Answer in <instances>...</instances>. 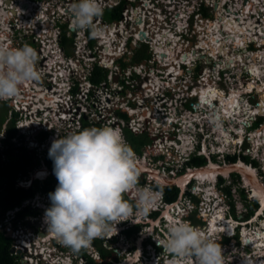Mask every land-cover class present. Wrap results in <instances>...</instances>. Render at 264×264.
I'll use <instances>...</instances> for the list:
<instances>
[{
  "label": "clouds",
  "instance_id": "9594fccd",
  "mask_svg": "<svg viewBox=\"0 0 264 264\" xmlns=\"http://www.w3.org/2000/svg\"><path fill=\"white\" fill-rule=\"evenodd\" d=\"M16 1H19L17 5H14L11 0H0V11H5L4 14H0V17H3L0 27L4 28L6 25V27L15 29L16 24L20 25V27H22L23 24H26L29 28V33L25 35V43L22 47L14 48L0 43V105L3 106L2 103H7V111H10L15 117V124L12 126L15 129V134L12 137H9L7 134V125L11 124L9 120H6L3 124L4 130L0 129V149L4 150L7 142L12 143L14 146H21L24 143L29 149L35 150L37 153L41 152V154L44 155L40 156L36 154V158L40 161L39 164L33 167V169L29 171L26 176L17 179L19 186L31 188L37 181L44 182L54 177L53 174H55L56 177L54 178H57V182L53 189L54 192H45L49 193L50 198H45L44 205L46 208L47 204H50L51 206L44 209L39 206L40 204L36 203L33 207H38L40 212L45 210L44 216L39 217L36 222L37 225L32 226L31 220L27 218V215L19 217L18 212L25 206L32 205L30 203L32 200H36L38 198L39 192H37L33 197L23 201L22 206H17L13 209L7 210L5 212V214L7 213L6 215L0 214V230L5 231L8 236L13 238V246H15V243H17L16 246H19V248L16 247L17 250L20 249L21 251H24V254L28 256L25 260L31 263L26 262L27 264H42L43 260L46 264H51V260L55 259L60 260L59 264H88L87 256L79 252L82 248L85 249L89 257L93 258L96 262H101L102 258L98 249L99 247H96L94 241L99 242V244L106 250L117 254L119 250H121V246L118 244V246L114 248L113 245L115 242L119 243L121 240H123L122 247L125 249V254L122 255L125 257L128 254L129 257H132L133 253H136L134 257L139 256L140 260L142 257L143 262H146L145 264H168L167 262L175 257H188L187 261L195 259V264H223V252H225L222 249L223 247H221L217 241L212 240L214 238L210 239L206 237L203 229L195 227L190 222L189 213L194 212L196 209L201 216H204L202 215L204 212L201 210L203 201L199 198L198 193H196L197 190L195 189L197 188L195 184L198 180L192 179L191 177L184 185L185 188L180 185L179 180L180 173L187 172L190 168H201L204 165H208L210 161H214L209 151H212V153L216 154V156L221 155L218 153L220 149H222V144L215 143L214 149H209L210 145H213L210 144L207 135V129L208 127L210 128L209 122L205 119L200 125L194 126L195 135H198L197 141L193 132H190V136L192 138L191 142H193V144L190 148H188L189 152H185V155L181 154L183 158L182 164H168L170 167L168 165H163L164 161H166L165 158H167L166 154L170 152L172 153L175 149L169 146L172 150L167 149V152L160 151L159 159L157 158V160L161 161L160 164L164 166V169H160L159 166H157L156 169L162 170L164 179L161 181L154 178L150 171L137 168V164H139V161H142L143 158L148 159L146 161L149 165H152L155 157V152H153V150H151L152 154H145L142 159H138L135 157V154L130 147L125 143L122 131L119 128L108 126H103V128H85L83 126L82 117L83 115H86V111H80L78 103H81V99L78 98L77 94L82 92L81 86L84 82H91L94 86V81L91 77H88L93 75L94 69L92 68L90 72H87L81 62V72L77 73L75 76H68V79H66V82L71 86L69 93L74 97L73 101L69 107L64 104H60L58 106L59 113L61 114H65L67 108H71L73 110L74 107H78L77 111L71 110L72 116L69 120L65 121L66 119L63 116H59L60 119H58V121L52 122L45 117V110L41 108L37 110L34 114L35 116H32V114H29L26 111H17L16 105L13 103V98L19 94L20 87L22 85L23 87H26L24 86V83L29 81L42 80L35 67L39 55L37 58V51L30 46L32 45L37 48L36 37H38V33L41 32L39 31V27H41V25H36V23H39V15L41 13L45 14L46 18L50 19L48 16L49 12L55 11L59 13L58 18H62L65 15V12H68L67 9H69V3L67 0H42L44 5L40 8L42 9L47 6L48 9H46L45 12H41L35 8L32 3L33 1L40 0ZM125 2L126 1L122 0L118 5L110 8L107 5L105 7H101L99 0H78V3H75L72 6V14H74L73 30L76 29V32L77 29L84 30L90 28L91 30L94 19L99 16L102 17L103 11L109 10V12H111L112 9L116 8L121 3L124 4V9ZM47 3H49V5H47ZM20 4L21 8L19 9ZM24 4H28L26 10L22 8ZM64 8L66 11L63 12L62 10ZM30 9L33 12L35 11L34 15L36 18L31 13ZM123 9L121 10V15ZM188 11L190 12L192 10ZM21 14H24V17L21 18ZM121 15L117 20H115L116 23H119L118 21L121 18ZM10 23L14 24L13 27L9 25ZM55 27L57 26L53 24L51 29L54 30ZM11 29L9 30L10 33ZM60 32L56 34L55 37H49L48 40H51L53 44L56 43L58 49L61 47L65 50L68 46H64V43L59 40ZM81 38L82 37H79L78 40ZM145 38H147V36H145ZM143 42H146V39L141 42H137L136 44H133L131 41L126 42L125 45L122 46L126 48L124 54L127 50H130ZM74 43H72V45H74ZM81 47L82 52H80V55L81 53L82 55L80 56V59H83L84 57H87V46L81 45ZM153 51H155V49ZM129 54L130 52L125 55L129 56ZM128 56L123 58L124 61L122 58L118 59V67L114 68V72L103 68L108 71L106 79L111 81L112 77L122 78L132 76L133 74L143 75V73L138 72L136 68L139 65L145 68L147 63L146 61L149 59L140 63H135L131 58V61H129ZM97 66L100 67L99 65ZM128 72L130 73L129 76L127 74ZM159 76L163 78L162 74H159ZM126 81L127 79L124 82ZM115 85L117 89L123 88H119L120 86H123L120 85V79L115 81ZM79 89L80 91L78 92ZM90 89V95L93 96L92 90L95 88L91 86ZM161 89H164L168 93L160 94L161 97L159 96L160 98L163 97L165 99L166 102H162L165 107L166 103H169L171 100H173L172 104L175 105V99H177L182 105L186 106L187 109L192 96L186 94L183 90H169L166 86ZM34 92L36 94L38 91ZM173 92H175L174 95L171 94ZM93 97L96 98L95 96ZM98 98L101 100V96ZM117 100L128 102L124 99L120 100L119 97ZM88 101L90 102L91 99ZM107 101L113 102L109 98H107ZM137 102L140 106L143 105V103H140V99H138ZM114 103H116V101H114ZM192 105L194 106V104ZM150 106L152 107V110L155 109L153 104H150ZM252 107L256 108V106ZM107 108L109 111H112V106L109 105ZM114 108L115 111H124L121 106H114ZM174 110L179 111L180 109L177 108V110ZM127 112L129 113V111ZM20 115H22L21 118ZM257 115V117L260 118L264 117L263 114ZM121 118L124 119L126 123H121L122 127L127 128L131 134H141L135 131L136 129L134 128L131 114L126 118L123 116H121ZM121 118L120 120H116L114 123L119 124V122H121ZM33 119L34 121L39 119L38 124L34 123L29 125L27 129L20 127L21 125L26 124L27 120ZM254 120H256L255 117ZM144 122H146L143 123V125L147 131H142V133H145L147 136L149 135L153 138V142L151 144L153 146L156 141V135H153V132L149 130L152 124H150L148 118L144 119ZM263 123L264 121L260 123V126H262ZM60 124H63V126ZM119 126L121 127L120 124ZM259 128L261 127L254 126V129H252L251 132L254 133ZM20 129L24 132L18 133V130ZM29 131L30 134L27 133ZM249 138L242 140L241 144L237 145L235 151H233V149L230 150V146H228L227 149L224 147L223 156L232 157L238 153H243L244 156L251 158V162L256 164L254 165L246 160H241L258 169L260 172L258 174L260 176H264V165L259 161L258 155H252L251 151H253L252 147L254 146L252 145L253 142H251ZM247 140L249 141L247 142ZM246 142L248 143L247 146ZM32 143L36 144V146H33ZM129 144L131 143L128 142V145ZM151 145H149V147H151ZM204 148H206L207 151H205ZM246 149L249 151L248 154L245 153ZM48 156L54 162L53 170L49 168L46 162V158ZM194 157H203L206 159V163L201 166L189 165L188 162ZM167 160L169 161L170 159ZM238 160L239 159H237V161ZM41 169L46 170V175H43L42 177L37 176L36 173ZM165 170L170 171L169 175H166L167 172L165 173ZM232 173H237L240 179L232 181L228 178V176L232 175ZM230 175H224L221 173L216 174V178L212 183L213 188H230L235 200L240 202V200L236 197L238 190H233L231 188L232 185H237L239 189H245L248 191H251L252 188L246 189L247 187L240 172L232 171ZM259 175L258 178H260ZM139 176L142 177L143 180V182L139 184L143 186L146 184V188H150L154 193L158 194L156 206L154 205L152 209L142 206L133 209L132 205L123 199L124 193L126 194V192H128L129 195L133 193V191H129L137 187ZM170 179L172 180L167 181ZM171 185L178 188V196L174 201H168L165 197L163 189L161 188ZM198 186L203 187L200 184H198ZM45 193L42 194L48 195ZM192 194H194L197 200H199V203L197 202L196 206H191V208H189V210L194 209L193 211L189 213L182 211L180 216H177L179 209L182 210L187 207L185 203V196ZM126 198H128L130 202H137L130 199L128 195ZM148 198L149 193L147 191L139 190L138 200L146 201ZM183 200L184 202L181 205L180 203ZM177 201H179L180 207L177 204ZM134 205L137 204L134 203ZM172 205H175L173 209H171L174 212V216L180 218L182 222H173L168 230L165 228L167 222L165 221V218H161V215L167 206ZM216 208L219 207H214L213 210L216 211ZM222 208L225 209L226 219H231L236 222L243 219V215L246 212L245 210H242V207L223 205ZM207 210L209 212L211 208L209 207ZM237 216L238 218H236ZM25 218L26 221H24ZM158 218L161 219L162 225L155 224L152 226L150 222L157 220ZM43 219L47 224V227L43 226L41 222ZM143 226H145L146 229L139 233L138 237L141 238L142 236V238L136 242L137 246L141 244L140 248H142L143 252L140 255H137L140 248H135V243L134 240L131 239V235H133V232L137 230L140 231V227L142 228ZM30 227H33L34 231H32ZM117 228H120V230ZM151 228L152 230H150ZM12 229L15 232L14 236L9 233ZM38 230L40 231L41 236H46L48 232H50L53 236H50L49 240L42 242L44 244L41 247H38L35 241L30 247L25 248L26 246L24 247L23 243L20 241L22 240V236L17 235V233H23L26 238L29 235H32L33 240L35 235L36 237L40 236L38 234ZM221 235H225V232L221 233ZM91 243L97 248V250L93 249L92 245V248L89 246ZM107 243H109L110 247H108ZM36 246L39 249H36ZM67 247L69 249H67ZM92 249L98 253L99 257L93 255ZM248 250L252 251L251 248H248ZM15 253L18 254V252ZM41 256H43V258ZM48 256H50V258ZM65 257H67L66 260L64 259ZM228 257L229 256H227V258ZM118 258V260H113L114 264L121 263L120 256ZM136 262L137 261H134L131 264H135ZM171 264H175V261H172ZM226 264H229L228 261Z\"/></svg>",
  "mask_w": 264,
  "mask_h": 264
},
{
  "label": "flooded vegetation",
  "instance_id": "af4514ba",
  "mask_svg": "<svg viewBox=\"0 0 264 264\" xmlns=\"http://www.w3.org/2000/svg\"><path fill=\"white\" fill-rule=\"evenodd\" d=\"M232 1H234L233 5H235L236 0H232ZM238 1L241 2L242 4L240 3L241 5L238 6L236 10H234V9L230 8L231 5L229 3H231V0H171V1L170 0H164L163 2H160L161 8L166 9V7H168V6L171 7V12H169V13L166 12L167 19L158 17V15L156 14L157 11H156V9H154L152 1H150V0H138L134 3H132V5H134V6H141V10L138 8H137V10H133L135 16H138L140 12L141 13L144 12L146 15L145 23H143L144 21L142 19L140 26H139V22H137V25L139 27L147 26V28L149 30H151L150 31L151 36L148 34V32H146L145 36H147V39L145 38V36H144V38H141L142 35H140V38L143 40L146 39V42H145V44H142V43L138 44V49H136V50H140L141 54L142 53H148V58H146L144 56H143V58H134L132 56V53H130L128 56L129 61H131V59L132 60L134 59L135 61L133 60V62H135V63L136 62L140 63L146 59H149L146 61L147 63H146L145 68L141 65H139L136 68V70L140 73H143V75L129 76L130 73L128 72L127 74L129 77H122V78L112 77L111 81H109V79H106L105 83L103 85L98 86V84H100V82L99 83L94 82L93 87L95 89L92 90V95L95 96L96 99H99L98 97L101 96V98H102L101 100H103L102 93H104V91L106 90V92H105L106 95H104L106 97V99L109 98L112 101H118L117 98L119 97L120 100H123V99L127 100L129 105H130L132 100H134L135 105H137V103H138L137 100H138V98L140 99V97L142 95L143 98L145 99V101L143 103V107L147 105V107H145V108L147 111H151L152 116H155L156 112H158V111H161V115H163L162 111H164V110L161 109L159 107V105L157 104L158 99L154 98V96H160L161 97V95L158 94V92H159L158 89L155 91V92H157L156 93L157 95H152L150 93L151 91L149 89L152 88L151 83H153V82L158 83L159 82L158 78H159L161 81L160 87L162 88L165 86L167 87L168 82L170 80L175 79L177 81H181L180 84L182 85V87H180V85H178L176 88V86L173 87L172 85H169L172 87L168 86L167 88L169 90H172L173 88H176L178 90L181 89L186 94L192 96V99L189 102V106L192 109V120L190 122L193 125L192 126L189 123V128L191 129L190 132H193V134L195 136L194 126L200 125L201 124L200 121H204L206 119L207 122H209V124H210V128L208 127V129H207V133H208L207 135H208V138L210 141V138L212 137L211 134L213 132L212 127L215 123V121L213 120V119H215V117L213 115L215 113V111H212L216 107L214 105V103L218 105L220 103V99L221 98L224 99L225 100V104H224L225 108L224 109L226 110L227 107L229 106L228 103H229L230 99H232V100L238 99V103H241V100L243 98H245V96L242 95V93L245 91V89L242 88V83H248V86H247L248 90H250V88L255 89L258 93H260L258 86L259 85L262 86V83H264V74H263L262 78H258L257 72H254L250 67L247 68L246 66H244L242 61L239 59H236L235 62L232 63V59H233L232 55H237L236 57H239L238 53L243 55V58L239 57L242 59H245L246 55H248L249 53H252L251 54L252 56H254V54H256V52H258V51H260L261 54H264V52H263L264 51V41H263V44H262V42L261 43L258 42V37L253 35V33H255L256 31H258V33L260 32L259 28H257V30H255L254 28L252 29L250 27L248 28L249 30H252V34H250V35L255 36L257 40L251 38V39H249L250 41H248L247 43H244V45H242L240 48H235V46H233V44H231V45L229 44L230 41L232 43H235V42L238 43L239 40L245 41V39H242V37H246V39L248 38V36L246 35L247 32L245 30L246 26L243 24V23H245V21L243 19L248 15L243 17V15H242L243 12H247V10L250 9L251 10L250 11V14H251L250 17H252L255 20V22L258 21V23H261L264 20V0H260V1H258V0H245V1L237 0V2ZM109 2H113V1L110 0ZM251 5H253V7H250ZM258 7H260V9H258ZM72 9L73 8L67 9L68 12L66 11L65 15L62 18H58V14H59L58 12L50 11L48 14L50 19H47L46 15H44V16H42L41 19L38 20V22L40 24L36 23V25L37 26L41 25V27H39V31H41L39 33V36L43 39V43H46L45 39L47 37H50V38L52 36L54 37V35H55L54 33H56V31L51 29V26L53 24H55L57 27H60L59 29L61 32H60L59 40L62 41L65 45H67L68 41H71L72 43L78 41L77 45H79V46L82 45V41L78 40L76 29L72 30L73 15H74V14H72L73 13ZM253 9H254V11H253ZM188 10H192V11L189 12ZM154 11L156 13H154ZM225 11H227V12L224 13ZM31 12H33V11H31ZM150 12H151V16H149ZM0 14H4L3 11H0ZM229 14L231 16H228ZM22 16L24 17V14H21L20 17L22 18ZM135 16L133 17V19H135V21H136ZM34 17L36 18L35 15H34ZM241 18H242V20H241ZM163 20H166V21H163ZM218 20L220 21L221 26H216V23L218 22ZM2 21H3V17H0V23H2ZM160 21H163V22H160ZM70 26H71V28H69ZM5 27H6V25H5ZM5 27L4 28L0 27V43L13 47V43L8 44V42H7L10 39V37H9L10 32H9V30H7L8 28H5ZM124 27H125V23H123V24L120 23L118 26H117V24H113L111 26L112 40H110V41L108 40V38L104 37L106 34L110 35L109 33H103V32L101 33L102 43H104V45H106V47L104 48L105 51H104L103 55L106 54L105 58H107V60H105L104 63L108 67L113 66L112 58L114 56L121 55L126 50V48L122 47V45H123V43L126 42V40H128L130 32H128L126 34ZM211 28H215V30H214L215 35H216V31H218V37L222 40L218 46H215L213 41H212V34L210 33ZM112 29H115V30H112ZM201 30H203L204 32ZM43 31H45V32H43ZM135 33L141 34L138 31H136ZM124 34H125V37H124ZM226 36H230L233 39L226 41L224 39V37L227 38ZM131 37L135 39L134 43L138 42L136 37H139V36L132 35ZM161 37L163 38L162 40H161ZM263 39H264V35H263ZM111 41L113 44H111ZM249 42H251V43L253 42V43H255V45L250 46ZM48 43H49V45H43L42 50L41 49L38 50L39 53L44 52V56L46 57L45 61H43L42 66L36 65L35 67L39 69V74L41 73V75H42V76L40 75V78H44L47 82H49L50 85H52V87H49V88H48L49 85L46 86V89L50 93H53V92H55V89L58 90L59 87H62L61 91L64 92L63 96L65 97V99H67L68 95L66 92H67L68 86L66 83V79H68V76L71 77L72 75H76L77 73L81 72L79 61L78 60H75V62L71 61L73 63H71L70 61L66 62L62 58L61 53H60L58 47L56 46V43L53 44L51 40H48ZM51 44L53 45V47H51ZM155 45H157L158 48H155ZM114 46H117L116 49L114 48ZM52 48H53V52L57 51V52H55L56 53L55 55L58 54L61 56V58H60L61 61L59 62L58 65L61 64L59 66L60 69H65L66 71H68L67 77H60L59 76L60 73H58L57 75L54 74V70H56L58 66L54 65L53 63H52L53 65H51L53 55L50 52L52 51ZM154 49H155V51H153ZM160 49H162V50H160ZM184 55L186 56V58H184ZM229 57L231 59H229ZM54 59H58V58L56 57ZM187 60H188V62H187ZM152 61H156L157 64H159V65H157L158 69L151 68V64L153 63ZM256 61L258 62V64L264 63V57L262 59L257 58ZM66 63H67V66H64V64H66ZM189 63H190V65H189ZM248 63L249 64L255 63V60L251 61V58H250V59L245 61V64H248ZM230 64H232V65H230ZM174 65L176 68H174ZM237 66H239L240 69ZM90 67L95 69L98 66H97V63L93 62V63H91ZM235 67H237V68H235ZM229 69H230V71H229ZM156 70H158V71H156ZM233 70H234V72H233ZM245 70H246L247 76H245ZM228 73H230V74H228ZM155 74L156 75L162 74L163 78H161L160 76H154ZM202 75H205V77L202 78ZM176 77H177V79H176ZM119 79H120V85H123L122 89H117L116 85H115V81H117ZM126 79H127V81L124 82ZM229 79H230V82H229ZM62 81L65 83H62ZM39 84L43 85V83L41 81H39ZM86 85L87 84L85 82L82 83V86H81L82 95L84 94V92H86V89H85ZM192 85H194L193 91L192 92L188 91L187 90L188 87L190 88ZM24 86H26V87H23V85H22L20 88H23L25 90H27L28 87L30 88L26 91L25 94H29V92H30V94H32L33 96L35 94L34 91H38L37 93H39L41 90L38 88L35 89L36 87H35L34 81L26 82V83H24ZM201 86L206 87V91H205L206 94L203 93L204 95L202 97H200V95H198L195 92V89H198L200 91ZM219 87H221L222 89ZM224 89H227L228 92ZM234 89L240 91L238 93V95H236V91H234ZM79 91H80V89L78 90V92ZM232 92H235V96L232 95ZM108 93L112 94L113 98L110 95L107 96ZM149 94H151V95H149ZM208 95H210V97H208ZM206 97H208V99H206ZM155 101H156V106L154 105ZM204 101H206V103H204ZM259 103L260 102L257 101L255 103V106H257ZM150 104L154 105V108H155L154 110H152L151 107L149 108ZM192 104H194V106ZM168 106H169V103L167 102L166 107H168ZM130 107H131V105H130ZM194 107H196V109L200 107L202 111H196V109H194ZM224 109L222 108L221 112L225 113ZM70 110L71 109L67 108V111H70ZM203 110H207V111H203ZM172 112H174V115L180 116L182 111H172ZM200 113H202V115H204V117H202V119H200V121H196V117H198V115H200ZM206 115H208V117H206ZM149 116L150 115L146 116L145 119L148 118V121H150L152 124H154L156 122V119L151 118ZM222 116H223V114H222ZM210 117H212V119H210ZM158 118L160 119V117H158ZM149 119H151V120H149ZM251 119L252 118L245 117L244 121H246L245 123H247L248 125H251L252 124V122H250ZM143 121H144V119H143ZM225 121L227 122V125H224V123H223L224 127L229 128L232 135H233V138L231 139L232 142L229 144L230 149L235 150L237 145L241 144L242 140L249 138V137L251 138V136L249 135L252 133L251 130H249V131H246L245 129L241 130L239 125H237V129L231 128L229 126L230 123L228 122V120H225ZM143 130L147 131V129H145V127L143 128ZM149 130L151 132H153V135L155 134L156 137H158L154 144H160L161 142H158V141H160L161 139H162V141H164L166 143L167 142L173 143L172 141L178 142L177 140H179L178 137L180 136L179 134L181 131L180 125L177 123H176V126L174 125L173 128H171V129L165 130L164 128H160L159 126L157 128L154 126H151L149 128ZM170 130L173 131V134H171ZM178 130H179V132H178ZM257 131H260V132L264 131V124ZM174 134L178 135V137L175 136ZM189 135H190V133H189ZM175 137H176V139H175ZM214 140L221 143V141H219L215 138H214ZM250 141L254 143L253 140H250ZM202 142H203V139H202ZM171 147L174 148L175 151H177L176 145H172ZM209 149H213L211 145H210ZM160 150H161V152H163L162 149L157 148V151L160 152ZM204 150L207 151L206 148H204ZM166 152H167V150H166ZM168 154H170V153H168ZM218 154H221V155L217 156L215 159L221 163H218L215 161H210L209 164H211V162H212V163H216L217 165H220V167H218V169H220L219 172L221 174H224V175H230L231 172L234 171V170H232L229 173L224 172L221 169L224 166L238 164L241 161L244 162L243 160L249 159V158L247 159V157L244 156L243 153H238L237 155L232 156V157H224L223 156L224 151H222V152L219 151ZM180 159H182V158H180ZM180 159L177 161V163L180 162ZM237 159H239V160L237 161ZM241 159H243V160H241ZM142 161H145V160H142ZM169 161H171V159ZM244 163H246V162H244ZM249 163L255 165L254 162L250 161ZM163 165L160 164V166H159L160 169H162V170L164 169ZM263 165H264V162H263ZM204 166H206V165H204ZM251 167L255 171L256 180L258 182V185H257V183L253 184L252 182L251 183L247 182L243 173L239 170L240 174L243 178V181L244 182L246 181L245 182L246 187H248L249 189L252 188L251 191H248L245 189H238L236 197L240 200V202L235 200V197H234L232 190L230 188L223 187V188H213L214 191H212V194L214 196V199H212L210 201V205H209V204L205 203L204 195H203L206 187H202L199 191V189H197V188H200V187L198 186L197 183L195 184V186H197V188H195V189H197L196 193L201 192V194L198 193L199 198L203 201L201 206H205V205L207 206L208 205V208L210 207L212 209H214V207H219V209L222 210L223 205H230V206L242 207L245 209L246 212H247V208H248L247 205L251 206L250 211H248L247 214L245 212L244 214H246V215H243V219H241L239 222H236V221L231 220V219L227 220L226 216L224 215L226 213H223V218H220L217 221L216 224H217L218 229L223 228L224 221H231V222L236 224V226H235V228L231 234L225 233V235L220 234V235H216V237H214L213 240L219 242L221 247L228 245V243L231 244V245L230 244L228 245V247H231V248L233 246H235L237 243L238 244H240V243L244 244L245 238H243V237H245V236H244L243 232L245 229H247L250 232L253 231V233H256L258 228H262V230H264V227H262L263 226L262 223L264 222L263 221L264 220V217H263L264 207H263L262 201H261L264 194L262 193L263 194L262 195L261 191H260L261 189L264 191V181L262 180L264 178V176H261V180H259L257 169L254 168L253 166H251ZM154 169H156V168H154ZM160 169H157V170H160ZM162 170H160V171H162ZM184 173H186V172L180 173L179 176H182ZM40 177H42V176H40ZM187 196L193 197L192 200L196 201V203L198 202V200L194 194L187 195ZM129 197H130V199H133V200H135V198H136V196H134L132 194H130ZM185 198H186V196H185ZM214 201H216V202H214ZM250 202H251V204L249 205L248 203H250ZM177 204H179V201H177ZM172 206L174 207L175 205H172ZM201 210H202V208H201ZM43 213H44V211H43ZM236 218H238V216ZM258 219H260L262 221L261 225H259V222H257L256 224L250 223L252 220L257 221ZM166 222H167V220H166ZM150 223L153 226V222H150ZM211 223H212L211 220H207L205 227L210 225ZM167 225H168V222H167ZM143 227H145V226H143ZM248 227H249V229H248ZM208 230H209V228H208ZM248 238H250V237H248ZM231 242L233 243V246H232ZM246 247H248V246H246ZM226 250H225V252H223L224 255L225 254L228 255L226 253ZM241 253H243V251ZM140 254H141V252H137V255H140ZM178 258H179V260L181 259L179 262H181V261L187 262L185 264L190 263V261H184L185 259H182V258H186V257H175V258H173V260H178ZM170 260H172V259H170ZM54 261H58V262H55L56 264H59V262H60L59 259H55ZM230 263L235 264V263H233V261H231ZM182 264H184V263H182ZM190 264H192V263H190ZM223 264H226V263L223 262Z\"/></svg>",
  "mask_w": 264,
  "mask_h": 264
},
{
  "label": "bare ground",
  "instance_id": "6f19581e",
  "mask_svg": "<svg viewBox=\"0 0 264 264\" xmlns=\"http://www.w3.org/2000/svg\"><path fill=\"white\" fill-rule=\"evenodd\" d=\"M171 1V0H170ZM258 1H260V0H258ZM234 1H232L231 0V8H233V7H238V6H240L241 4L239 3V2H236L235 3V5H233L234 3H233ZM32 4V3H31ZM27 6V4H24L23 5V9L24 10H26V7ZM250 7H253V5H251ZM20 9V8H19ZM249 9V8H248ZM258 9H260V7H258ZM236 10V9H235ZM250 9L249 10H247V12H243L242 13V15H243V17H245L246 15H248V16H251V14H250ZM253 11H254V9H253ZM227 11H225L224 13H226ZM238 15V14H237ZM228 16H231L230 14L228 15ZM23 17V16H22ZM245 19V18H244ZM224 20V19H223ZM241 20H242V18H241ZM225 24V23H224ZM245 26H246V32H247V36H248V38L246 39V37H242V39H245V41H240L239 40V42L237 43V42H235V43H232L231 41H230V45L231 44H233V46H235V48H240L242 45H244V43H247L248 41H250L249 39H256V37H258V42H263L264 41V39H263V35H264V20L261 22V23H258V21L257 22H251V21H247V22H245V23H243ZM142 26V25H141ZM216 26H221L220 25V21L218 20V22L216 23ZM249 27H253L255 30H257V28H259V33H258V31H256L255 33H253V35H255V36H251L249 33H248V28ZM114 28V27H113ZM112 30H115V29H112ZM214 30H215V28H211V30H210V33L212 34V41H213V43H214V45L215 46H218L220 43H221V39L218 37V31H216V35L214 34L215 32H214ZM201 31H203V30H201ZM209 31V30H208ZM112 32V31H111ZM204 32V31H203ZM202 33V32H201ZM119 34V33H118ZM103 35V34H102ZM137 36H139L140 37V34H137ZM105 38H108V40L110 41V40H112V35L110 34V35H108V34H106L105 36H104ZM124 37H125V34H124ZM227 38H225L224 37V39L226 40V41H229L230 39H233V38H231L230 36H226ZM147 39V38H146ZM156 39V38H155ZM154 39V40H155ZM163 38L161 37V40H162ZM143 40V39H142ZM257 40V39H256ZM156 41V40H155ZM51 43V42H50ZM111 44H113L112 43V41H111ZM51 47H53V45L51 44ZM108 47V46H107ZM155 48H158L157 47V45H155ZM220 48V47H219ZM53 49V48H52ZM108 49V48H107ZM50 50V49H49ZM160 50H162V49H160ZM231 50V49H230ZM55 52H57V51H54L53 53H52V55H53V58H52V62H51V65H57L58 67H57V69L56 70H54V74L55 75H57L58 73H60L59 74V76L60 77H67V73H68V71H66L65 69H60V65H58L59 64V62L61 61L60 60V58H61V56L60 55H55L56 53ZM252 53H249L248 55H246V58L245 59H242L243 58V55L242 54H240V53H238V56L239 57H242V58H239V57H236L237 55H232V57H233V59H232V63L233 62H235V60L236 59H239V60H241L242 61V63L244 64V66H246L247 68L248 67H250L254 72H257V77L258 78H262V76H263V74H264V63H259L258 64V62L256 61L257 60V58L258 59H262L263 57H264V54H261V52L260 51H258V52H256V54H254V56H252L251 55ZM55 56V57H54ZM58 58V59H54V58ZM231 57V56H230ZM229 57V59H231ZM251 58V61H254L255 60V63H248V64H245V61L246 60H248V59H250ZM188 59V58H187ZM189 60V59H188ZM188 60H187V62H188ZM74 62H75V60H73ZM71 62V61H70ZM53 63V64H52ZM71 63H73V62H71ZM189 65H190V63H189ZM230 65H232V64H230ZM243 66V67H244ZM170 67V66H169ZM41 68V67H40ZM174 68H176L175 67V65H174ZM47 69V68H46ZM36 70L39 72V69L38 68H36ZM42 70V69H41ZM147 70V69H146ZM43 71V70H42ZM156 71H158V70H156ZM172 71V70H171ZM229 71H230V69H229ZM45 72V71H44ZM71 72V71H70ZM228 74H230V73H228ZM40 75H41V73H40ZM42 76V75H41ZM168 78V77H167ZM44 79V78H43ZM158 83H151V85H152V88H150L149 90L151 91L150 93L152 94V95H157L156 93L157 92H155L157 89H158V91L160 90V86H161V81H160V79L158 78ZM30 82H32V81H30ZM34 83H35V89H41L40 90V92L39 93H36L34 96L32 95V94H30V92H29V94H25L26 93V91L28 90V89H30L29 87H28V89L27 90H25V89H23V88H20L19 89V94L16 96V97H14L13 99V103H15V104H30L31 103V105L34 107V109L36 108H41V109H44L45 110V117L46 118H48L49 120H51L52 122H55V121H58V119H60V117L59 116H63L66 120L65 121H67V120H69V118L72 116V109L71 108H69V109H71L70 111H66L65 112V114H61V113H59V108H58V106L62 103V104H64V105H69L70 104V100H69V95L67 96V99H65V97L63 96V94H64V92H62L61 91V88L62 87H59L58 88V90H56L55 89V92H53V93H50L47 89H46V86L45 85H40L39 84V81L37 82V81H34ZM62 83H65V82H63L62 81ZM165 84V83H164ZM169 85H172L173 87H175L176 86V88H177V86H178V84H177V80H170L169 82H168V86ZM31 86V85H30ZM167 86V87H168ZM172 86H169V87H172ZM147 87V86H146ZM259 87V91H260V94H261V101H260V103L258 104V106H256V108H253V107H248V105L246 104L244 107H242L241 105V103H238V99H236V100H232V99H230V101H229V106L227 107V109L225 110L224 108V104H225V100L224 99H220V103L218 104V106L217 107H215L214 108V111H215V113L213 114L214 115V117H215V119H213L214 121H215V123H214V125H213V132H212V136H213V139L215 138V139H217V140H219V141H221V143H222V149H220V151L222 152L223 151V149H224V147L225 146H229V144L232 142L231 141V139L233 138V135H232V133H231V131H230V129L229 128H226V127H224V125H223V123H222V121H221V118H224V120H228V122L230 123V127L231 128H235V129H237V125H239V127L241 128V130H244V128H245V126H247L248 124L247 123H245L246 121H244V119H245V117H253L254 115H256V114H258V112H264V83H262V86H258ZM64 88V87H63ZM176 88H173V90H177ZM34 89V90H35ZM145 89V88H144ZM171 89V88H170ZM200 91L198 90V89H195V92L198 94V95H202L203 93H205V91H206V87L205 86H201L200 87ZM21 90V91H20ZM181 90V89H180ZM23 91V92H22ZM137 91V90H136ZM147 91V90H146ZM234 91H236V95H238V93L240 92L239 90H235L234 89ZM151 94H149V95H151ZM206 94V93H205ZM232 95L233 96H235V92H232ZM102 97H103V100H106L107 101V99H106V97L104 96V95H102ZM150 97V96H149ZM208 97H210V95H208ZM208 97H206V99H208ZM102 99V98H101ZM139 99V98H138ZM241 99V98H240ZM144 101H145V99L143 98V96L141 95V97H140V102H142V103H144ZM163 102V100H161V99H158L157 100V104L159 105V107H160V105L161 104H163L162 103ZM177 102V101H176ZM66 103V104H65ZM106 103V106H109V105H107V104H109L110 102L109 101H107V102H105ZM120 105H117V101H116V103H115V105H117L118 107H122L125 111L127 110H129L130 111V114H131V116H132V118H134L133 119V124H134V128L136 129L135 131L136 132H138V133H142V131H144L143 130V128H144V126H143V119H145V117L146 116H148V115H150L149 117H151V118H155L156 119V122L153 124V126L154 127H160V128H163V127H166L167 129H171V128H173V126L177 123V124H179L180 125V129H181V131H180V136H179V138H180V142L181 143H183L182 144V148H183V150L182 151H178L179 153H181V154H186L185 152H184V150H187L188 151V147H187V143H190L191 142V136L189 135V133H190V128H189V123L192 125V123L190 122L191 121V119H190V117H192V112L191 111H182L181 112V114H180V116H177V115H173V114H169V113H167V114H165V118L163 117V118H156V117H158V115H155V116H152V114H151V111H147L146 110V108L145 107H143V105H141L142 107H141V109H139L140 108V106H139V104L137 103V108L138 109H134V108H132V107H130L129 106V104H128V102H125V101H120ZM204 103H206V101H204ZM38 104V105H37ZM30 105V106H31ZM133 105V104H132ZM154 105L156 106V101H155V103H154ZM223 105V106H222ZM244 105V104H243ZM30 106H26L25 107V109L24 108H21L22 109V111H26L27 113H29V114H32V116H35L34 114L37 112V111H31V108H30ZM114 106V105H113ZM222 108L225 110V113L224 112H221L222 111ZM194 109H196V107H194ZM84 111H87V110H85V109H83ZM165 110V109H164ZM200 111L201 110V108L199 107V108H197L196 109V111ZM171 111H175V110H171ZM185 112H187L188 113V115L187 116H184L183 114L185 113ZM34 113V114H33ZM162 113H164V111H162ZM197 113V112H196ZM222 114H223V116H222ZM180 117V118H179ZM202 117H204V115H202V113H200V115H198V117H196V121H200V119H202ZM206 117H208V115H206ZM210 119H212V117H210ZM149 120H151V119H149ZM154 120V119H153ZM38 121H39V119H36L35 121H34V119L33 120H27V122H26V124H24V125H21L20 127L21 128H26L27 129V127L29 126V125H32V124H38ZM64 121V122H65ZM164 121V122H163ZM202 121H200V123H201ZM61 126L63 125V124H60ZM108 127H112V126H110V125H107ZM193 126V125H192ZM113 128H115V127H113ZM155 131V130H154ZM171 131V130H170ZM175 131V130H174ZM179 131V130H178ZM160 132V131H159ZM172 132V131H171ZM250 135V134H249ZM250 140H253L254 141V143H252V145L256 148V149H258L259 147H261V146H263L264 147V131H262V132H260V131H256V132H254V134H251V138H250ZM257 141V142H256ZM158 142H161L160 143V145H162V147H165L166 148V146H172V145H176V149L177 148H179V146H178V144L177 143H179V141L178 142H176V141H172L173 143H169V142H164V141H162V139L160 140V141H158ZM157 142V143H158ZM169 143V144H168ZM32 145L33 146H36V144H34V143H32ZM158 144H155L154 146H155V148H156V146H157ZM180 145V144H179ZM155 150H157V149H155ZM263 156H264V153H263ZM177 162V161H176ZM213 165L212 164H209V165H206V166H202L201 168H190V170L188 171V172H186V173H184L182 176H180V178H179V180H180V185H182V187L183 188H185L184 187V185L186 184V182H187V180H189L191 177H193L192 179H197L199 182H197V184H200V185H202V183H207V185H205V187H206V189H205V192H204V200H205V203L206 202H209V201H211L212 199H214V196H213V194H212V189H213V185H212V183H213V181L215 180V175L216 174H218V173H220L219 171H220V169H218V167H220V165H216L214 168L212 167ZM137 168H141V169H146V170H148V171H150V173H151V175L153 176V177H155V178H157V179H160V180H162L163 181V174L162 175H160V174H158V170L157 169H154V168H152V167H150V166H147V164H146V162L145 161H139V164H137ZM222 169V171H224V172H227V173H229L230 171H232V170H234V171H241L242 173H243V175H244V177L246 178V180H247V182H252L253 184L255 183H257V185H258V182H257V180H256V174H255V171H254V169H252V167H251V165L249 164V165H245L244 163H241V162H239L238 164H234V165H226V166H224L223 168H221ZM239 171V172H240ZM44 172H45V170L44 169H41V170H38L36 173H37V176H43V174H44ZM38 174H42V175H38ZM45 175V174H44ZM151 176V177H152ZM246 182V181H245ZM209 184V185H208ZM248 184V183H247ZM200 187V186H199ZM202 187H200V188H197V189H201ZM136 189V188H135ZM132 189L131 191H133L134 193L132 194V195H134V196H136L137 198H138V192H139V190L138 189ZM196 189V190H197ZM259 189V188H258ZM257 189V190H258ZM256 190V191H257ZM202 191V190H201ZM261 191V194L263 193L264 194V191L261 189L260 190ZM130 192V191H129ZM149 192V198L146 200V201H141V203H142V206L143 207H145V208H153V206L155 205L156 206V200H157V198H158V194L157 193H154V192H152L151 190H149L148 191ZM199 193V192H198ZM199 194H201V192L199 193ZM262 194V195H263ZM259 195V194H258ZM140 201V200H139ZM261 201H262V205H263V207H264V196H263V198L261 199ZM214 202H216V201H214ZM219 202V201H218ZM216 204V203H215ZM41 205V207L42 208H44V209H47L46 207H45V205H43V204H40ZM39 205V206H40ZM210 205V204H209ZM171 206H168V207H166V210L165 211H163V213H164V215H161V218L163 219V218H165V213H167V215L166 216H168L169 215V217H172L171 216V214H170V212H169V208H170ZM207 206L205 205V206H203V208H202V211L204 212L203 213V215L206 217L205 219H208V218H211V216H210V213L208 212V210H207ZM171 209H173V206H172V208ZM43 210V209H42ZM216 211H212V215L214 216L212 219H211V224L210 225H208V226H206L205 228H206V230L207 231H204V235L206 236V237H208V238H214V236H216V235H220L221 233H229V234H231L232 232H233V229L235 228V226H236V224L235 223H233V222H231V221H224V224H223V226H227V227H223L221 230L220 229H218V227H217V221H218V219L220 218L219 217V212H221V210L219 209H215ZM263 210V209H262ZM44 211V214H45V210H43ZM182 211V210H181ZM260 211V210H259ZM179 212V211H178ZM142 213V212H141ZM169 213V214H168ZM180 214H181V212L179 213V216H180ZM260 214V213H259ZM159 219V218H158ZM157 219V220H158ZM157 220H153V221H157ZM167 219L165 218V221H166ZM181 221V220H180ZM179 221V222H180ZM264 221V220H263ZM41 222H42V224H43V226H45V227H47V224L44 222V219L43 220H41ZM160 222H161V219H160ZM175 222H176V220H175ZM182 222V221H181ZM178 223V222H177ZM157 225H160V223H156ZM222 224V223H221ZM263 224V226L262 227H264V222L262 223ZM166 226H168L167 224H166ZM208 228H209V230H208ZM118 230H120V228H117ZM50 234V235H49ZM243 234H244V236L245 237H243V238H245V242H244V245L245 246H248V247H251L252 248V251H253V253H251V257L249 258L250 260L249 261H244L242 258H240L239 259V261L238 260H236V261H234L231 257H229L228 258V260L229 261H232L233 260V263H235V264H264V230H262V228H258V230L256 231V233L255 234H253V236H251L250 235V233L248 232V230L247 229H245L244 230V232H243ZM17 235H20V236H22V240H20L22 243H23V246H26V248L27 247H30L31 245H32V243H33V240H32V235H29L27 238L26 237H24V234L23 233H17ZM50 236H53L50 232H48V234L46 235V236H39V237H36V239H37V241L35 242L36 243V245L38 246V247H41V246H43V244L44 243H42V242H44V241H47V240H49L50 239ZM210 236V237H209ZM18 237V236H17ZM248 237H250V238H248ZM30 243V244H29ZM22 249V248H21ZM229 249H231V247H228L227 248V250H226V253L227 254H230V252H227V251H229ZM233 251V250H232ZM33 252H34V250H33ZM46 255H47V253H46ZM226 255V254H225ZM49 258H50V256H48ZM235 257V256H234ZM253 257V258H252ZM177 259V258H176ZM232 259V260H231ZM242 259V260H241ZM129 260L130 261H128L127 263H124V264H130L131 263V259L129 258ZM223 262H227L226 260H225V258H223ZM60 261V260H59ZM172 261H175V264H182V263H185V262H179L180 260H179V258H178V260H169L167 263H169V264H171V262ZM190 261V263H192V264H195V259H190L189 260ZM238 261V262H237ZM55 262H58V261H54V260H51V264H56ZM122 264V263H121Z\"/></svg>",
  "mask_w": 264,
  "mask_h": 264
},
{
  "label": "rangeland",
  "instance_id": "374dc122",
  "mask_svg": "<svg viewBox=\"0 0 264 264\" xmlns=\"http://www.w3.org/2000/svg\"><path fill=\"white\" fill-rule=\"evenodd\" d=\"M22 1H25V0H22ZM159 1V0H158ZM241 1H245V0H241ZM11 2L14 4V5H17L18 4V2L19 1H16V0H11ZM237 2V0L235 1V3ZM239 2V1H238ZM239 3H241V2H239ZM145 4V3H144ZM230 5H231V3H229ZM237 4V3H236ZM242 4V3H241ZM28 5V4H27ZM133 6L134 5H132V8H133ZM158 7H161V3H159L158 5H157ZM136 6H134V8H135ZM141 7V6H140ZM230 7V6H229ZM19 8H21V4L19 5ZM231 8V7H230ZM231 9H237V7L235 6V7H233V8H231ZM135 10V9H134ZM147 10V9H146ZM30 11H31V9H30ZM152 11V10H151ZM5 11H3V13H4ZM35 12V11H34ZM34 12H31L33 15H34ZM109 15H111V12H109V10L108 11H103V14H102V17H103V19H104V21L106 22V23H115V20H117L118 18H114V19H108V16ZM142 19H143V23H145V19L146 18H143L142 17ZM171 19V18H170ZM173 20V19H172ZM245 22H247V21H251V22H254L255 23V20L252 18V17H250V16H246L245 17V19H243ZM139 26H140V24H139ZM144 28L146 29V26H144ZM250 28H252L253 29V27H250ZM142 29V28H141ZM145 29H143V30H145ZM147 30V32H148V34L151 36V30H149L148 28L146 29ZM145 30V31H146ZM248 33L249 34H252V30H249L248 31ZM171 34V33H170ZM11 37V39L13 40V42H14V44L15 45H17L16 44V39L14 38V37H16V36H14V33H13V35H11L10 36ZM130 40H128V42H129ZM142 44H145V42H143ZM249 44H250V46L252 45V46H254L255 45V43H251V42H249ZM262 44H263V42H262ZM66 46H68V49H69V52L70 51H72V42L71 41H68L67 42V45ZM136 49H138V46H136V47H134V48H132V49H130L129 51L127 50L126 52H125V54L126 53H128V52H130V53H132V56L134 57V58H143V56L144 57H146V58H148V53H142L141 54V51L140 50H136ZM105 51V50H104ZM264 52V51H263ZM50 53H53V49H52V51L50 52ZM40 53H37V58H38V55H39ZM125 54H122V55H120V56H118V57H120V58H122V60L124 61V57L126 56H128V55H125ZM39 59V58H38ZM118 59V58H117ZM134 60V59H133ZM66 61V60H65ZM87 61H88V59H87V57H84L83 59H80V62L81 63H83V67H84V69L87 67ZM135 61V60H134ZM67 62V61H66ZM153 63L151 64V68H156V69H158V67H157V65H159V64H157V62L156 61H152ZM42 64L43 63H40V66H42ZM64 65H66V64H64ZM239 69H240V67L239 66H237ZM237 67H235V68H237ZM111 69H113V66H111ZM233 72H234V70H233ZM244 72V71H243ZM83 74V73H82ZM133 75H135V74H133ZM94 76V75H93ZM93 76H88V77H93ZM154 76H159V75H154ZM187 76V75H186ZM200 76V75H199ZM245 76H247V74H246V70H245ZM205 77V75H202V78H204ZM105 80H106V77L101 81V85H103L104 83H105ZM180 82L181 81H177V83H178V85H180V87H182V85L180 84ZM229 82H230V79H229ZM228 82V83H229ZM100 84H98V86L100 85ZM217 84V83H216ZM193 86L194 85H192L190 88L188 87V91H193ZM248 83H242V88L243 89H245V91L242 93V95L243 96H245V98H243L242 100H241V106L242 107H244L246 104L248 105V107H252V106H255V103L258 101V102H260L262 99H261V94L260 93H258L255 89H251L250 88V90H248ZM219 88H221V87H219ZM222 89V88H221ZM224 90H226L227 92H228V90L227 89H224ZM230 90V89H229ZM21 91V90H20ZM106 91H104V93H102V95H105L106 93H105ZM158 94L160 95V94H168L164 89H161L159 92H158ZM172 95H174L175 94V92H173V93H171ZM247 94V95H246ZM108 95H111V97H112V94H108ZM204 94H202V95H200V97H202ZM154 98L155 99H160V97L159 96H154ZM167 99V98H166ZM161 100H163V102L165 101V99L164 98H161ZM177 102H176V104L175 105H173L172 103H173V100H171L170 102H169V106L168 107H165V105H164V103L166 102H164L162 105H160V108L161 109H165L164 111V113H163V115H161V111H158V112H156V115H158V117H160V118H163V117H166L165 116V114H167V113H169V114H173L174 115V112H172L171 110L173 109H176L177 110V108L178 109H180L179 111H192V109H191V107L188 105L187 106V109H186V106H184V105H182L181 103H180V101L179 100H177V99H175ZM250 100V101H249ZM105 102H107L106 100H100V99H93V100H91L89 103H86V101H85V99H84V101H82L81 102V104H84L85 106H84V109L85 110H87L86 111V115H83V117H82V121H83V126L85 127V128H92V127H96V128H103V126H107V125H110V126H112V127H115V128H119L121 131H122V134H123V137H124V141H125V143L127 144V146H129L130 147V149L134 152V154H135V157L136 158H138V159H142L143 158V155H145V154H152L151 153V150H153V152H155L154 154H155V157H154V161L152 162V165L150 164H148V162L146 161V160H148V159H146V158H143V160H145L146 161V164H147V166H150V167H152V168H156L157 166H160V163H161V161H159V160H157V158L159 159V155H160V152L159 151H157V150H155V149H162L163 151H165L166 152V150L167 149H169V150H172V148H170L169 146H166V148L165 147H162V145H160V144H158L157 146H156V148L155 147H153V148H151V147H149V145H151L152 144V142H153V138H151V136H147L148 138H146L145 139V142L144 143H141V144H129L128 145V142L131 140V136H130V134H131V132L127 129V128H124V127H122V124L121 123H123V124H126L125 123V120L124 119H122L121 118V116L117 113V111H115L114 109V106H113V104L115 105V103H114V101L113 102H110L109 104H107V105H110V106H112V111H109L108 110V108H107V106H106V103ZM141 104H142V102H140ZM203 103V102H202ZM3 104V106H1L0 105V129L1 130H4V127H3V124L6 122V120H9L10 122H11V124H8L7 125V129L10 127V126H13L14 124H15V117H14V114H11V112L10 111H7V109H8V106H7V103H2ZM117 104L118 105H120L121 103H120V101H117ZM133 104V105H132ZM244 104V105H243ZM250 104V105H249ZM130 105H131V107L132 108H134V109H138L137 108V106L138 105H135V101L134 100H132L131 101V103H130ZM129 105V106H130ZM214 105L217 107L218 105L217 104H215L214 103ZM116 107H118L117 105H115ZM140 106V105H139ZM258 106V105H257ZM141 107L142 106H140V108L139 109H141ZM144 107H147V105L146 106H144ZM151 106H149V108H150ZM151 109H152V107H151ZM216 109V108H215ZM97 110V111H96ZM199 111V110H198ZM200 111H202V110H200ZM203 111H207V110H203ZM212 111H214V109L212 110ZM120 112H122V113H127L128 115H130V111H129V113L127 112V111H120ZM34 114V113H33ZM258 114H263L264 115V112H259ZM184 116H187L188 115V113L187 112H185L184 114H183ZM258 115L256 114V115H254L253 117H249V118H252L251 119V121L250 122H253L252 123V125L250 126V125H247V127H246V131H248V130H252V129H254V126H259V127H262V126H260V123L261 122H263L264 121V117L263 118H260V117H257ZM22 117V115H20V118ZM75 117V116H74ZM158 117H156V118H158ZM254 117L256 118V120H254ZM6 118V119H5ZM120 118H121V122H119V124L121 125V127L119 126V124L118 123H114V122H116V120H120ZM221 121H222V123H224V125H227V122L222 118L221 119ZM143 123H146V122H144L143 121ZM150 124H152L151 122H150ZM254 124V125H253ZM264 124V123H263ZM1 126H2V128H1ZM63 126V125H62ZM152 126H153V124H152ZM165 130H167V128L166 127H163ZM6 129V130H7ZM245 129V128H244ZM5 130V131H6ZM22 133V132H24L22 129H20V130H18V133ZM27 133H29L30 134V131L29 132H27ZM145 134V133H144ZM171 134H173L172 132H171ZM251 134H254V133H251ZM251 134H250V136H251ZM135 136H136V139L137 140H139L140 139V137L143 135V133H141V134H134ZM175 135V134H174ZM180 135V134H179ZM175 136H177L178 137V135H175ZM146 137V136H145ZM195 137H196V141L198 140V137L195 135ZM158 137H156L155 139H157ZM154 139V140H155ZM175 139H176V137H175ZM174 139V140H175ZM178 139L179 140H177V141H180V138L178 137ZM192 139V138H191ZM249 140H247V142H248ZM246 142V146L248 145V143ZM257 142V141H256ZM215 143H217V144H219L220 142H218V141H216V140H214L213 139V136L210 138V144H215ZM178 144V146H179V148H177V151H172V153H171V155L169 156V154L167 153L166 154V157L167 158H165V160L166 161H164V165H168V164H171V165H178V164H182V162H183V158H182V155H181V153H179L178 151H182L183 150V148H182V144L183 143H181L180 142V145H179V143H177ZM192 144H193V142H190V143H187V147L188 148H190V146H192ZM221 144V143H220ZM23 146L26 148V150L21 154V156H22V160L20 161V160H18V159H16L15 158V163L16 164H20V162H22V161H26L28 158H30V159H32V160H36L37 158H36V154L37 155H40V156H44L43 154H41V152L40 153H37L35 150H31V149H29L28 148V146L27 145H25L24 143H23ZM152 146V145H151ZM227 147L228 146H225V148L227 149ZM254 149H255V151H254ZM231 150V149H230ZM252 150L253 151H251L252 152V155H258V157H259V161L261 162V163H263L264 162V156H263V153H264V147L263 146H261V147H259L258 149H256L255 147H252ZM161 151V150H160ZM233 151H235V150H233ZM240 151V150H239ZM238 151V152H239ZM246 152L245 153H249V151L246 149L245 150ZM143 152H145V153H143ZM184 152H189V151H187V150H184ZM210 153H211V156H212V159L214 160V161H218V160H216L215 158L217 157L216 156V154H213L212 153V151H209ZM143 153V154H142ZM178 155H179V157L180 158H182V159H180L179 157H178ZM14 157V156H13ZM12 157V158H13ZM145 157V156H144ZM169 157V158H168ZM8 158V157H7ZM9 159H10V157H9ZM167 159H171V161H168ZM180 159V162L179 163H177L176 161H178ZM250 157H249V159L248 160H246V161H248V162H250ZM8 160V159H7ZM156 160V161H155ZM9 161V160H8ZM219 162V161H218ZM34 162H32V164H33ZM51 163H53L54 164V162H53V160L49 157V160H48V162H47V164H48V166H49V168L51 169V170H53V168H52V166H51ZM256 164V163H255ZM21 165H23V164H21ZM169 167H170V165H168ZM33 168H31L29 171H31ZM183 169V168H182ZM45 170V169H44ZM143 170H146V169H143ZM167 172V174L166 175H169V173H170V171H167V170H165V173ZM257 173H260L259 172V170L257 169ZM44 174L46 175V170H45V172H44ZM43 174V175H44ZM158 174H160V175H162V171H160V170H158ZM259 175V174H258ZM53 176L54 177H56L55 176V174H53ZM54 177H52V178H50V179H48L47 181H48V183L50 184L49 185V188H50V191L51 192H54L53 191V189H54V186L56 185V182H57V178H54ZM259 179L261 180V176L259 175ZM23 178V177H22ZM155 178V177H154ZM228 178H230L232 181H234V180H238V179H240V177H239V175H237V173H232V175H230V176H228ZM157 179V178H156ZM160 180V179H159ZM172 179H170V180H167V181H171ZM263 181H264V178L262 179ZM46 181V182H47ZM54 181V182H53ZM162 181V180H161ZM143 182V180H142V177H140L139 176V178H138V184H137V187H136V189H138V190H145V191H149V190H151L150 188H146L145 187V185L143 186V185H141V184H139V183H142ZM199 182V181H198ZM39 183V185L40 186H44L46 183H44V182H38ZM245 183V182H244ZM54 184V185H53ZM207 183H205V185H206ZM202 186L204 187V183H202ZM233 190H238L239 188L237 187V185H232V187H231ZM135 189V190H136ZM246 189H249L248 187L246 188ZM213 190V189H212ZM152 191V190H151ZM200 191V190H199ZM39 193V195H38V198L36 199V200H32V202L30 203V204H32V205H30L29 206V209L25 212V215H27V218L29 219V220H31V225L32 226H35V225H37V221H38V219H39V217H41V216H44V213L43 212H40L39 211V208L38 207H36V208H33L35 205H36V203L37 204H45L44 203V201H45V198L46 197H48V198H50L49 197V193H51V192H49V193H45V192H43V189L42 190H39L38 191ZM130 192H132L131 190H130ZM153 192V191H152ZM42 193H45V194H48V195H44V194H42ZM134 193V192H133ZM133 193H131V194H133ZM149 193V192H148ZM124 195H125V197H124ZM124 195H123V199L125 200V201H127L128 203H130L131 205H132V208L133 209H135L136 207H139V206H142V203H141V201H139L138 200V198L136 197L135 198V200L137 201V202H134V203H136L137 205H134V203L133 202H130L129 201V199L128 198H126L127 197V195L129 196V194H128V192H126V194L124 193ZM204 195V194H203ZM158 196V195H157ZM190 198V199H189ZM192 198L193 197H191V196H186V198H185V203H186V205H187V207L185 208V209H182V211H185L186 213H189V212H191V211H193V210H189V208H191V206H196V201H194V200H192ZM183 202H184V200L183 201H181V205L183 204ZM198 203H199V200H198ZM207 204H210V201L209 202H206ZM180 204H178L179 205V207H180ZM249 205L251 204V202L250 203H248ZM51 205L50 204H47V208H49ZM143 207V206H142ZM168 207V206H167ZM207 207H208V205H207ZM247 212H246V214L248 213V211H250V209H251V206H248L247 205ZM171 208H172V206L169 208V212H170V214H171V216L172 217H169V215L168 216H166L167 215V213H165V218L167 219V222H168V227H170V225L173 223V222H175V220H176V222H179L181 219L180 218H177V217H175L174 216V212L171 210ZM201 208H203V206H201ZM152 209V208H151ZM208 209V208H207ZM218 210H219V208H217ZM166 210V209H165ZM164 210V211H165ZM175 210V209H174ZM176 210H177V208H176ZM225 209H222L221 210V212H219V217L220 218H223V213H225V211H224ZM242 210H245L244 208H242ZM182 211L179 209V212L177 213V216H179V213L181 212L182 213ZM212 211H214L212 208H211V210L209 211V213H212ZM7 214V213H6ZM5 214V215H6ZM169 214V213H168ZM246 214H244V215H246ZM24 215V216H25ZM162 215H164V213H162ZM176 215V214H175ZM189 215H190V222H191V224H193L195 227H198V228H200V229H203L204 231H207L206 230V228H205V224H206V220H211L214 216L212 215V214H210V216H211V218H208V219H206L205 220V216H201V214H199L198 213V210L196 209V210H194V212H192V213H189ZM225 215V214H224ZM263 217H264V215H263ZM219 218V219H220ZM164 219V218H163ZM218 219V220H219ZM24 221H26V218L24 219ZM117 222V221H116ZM153 222V226L156 224V223H160L161 225H162V223L160 222V219H158L157 221H152ZM181 222V221H180ZM257 222H259V225H261V220L260 219H258L257 221L256 220H252L250 223L251 224H256ZM9 223V222H8ZM166 226V225H165ZM27 227V226H26ZM167 226L165 227L166 229H168L169 230V228H168ZM223 227H227V226H223ZM31 229H32V231H34L33 230V227H30ZM142 228H144V229H142ZM140 227V231H135V232H133V235H131V239H133L134 240V243H135V248H140L141 247V244H139L138 246L136 245V242L137 241H139L141 238H142V236H141V238H139L138 236H139V233L141 232V231H143V230H145L146 228L145 227ZM153 228V227H152ZM253 228V227H252ZM23 229V228H22ZM248 229H249V227H248ZM152 230V229H151ZM234 230V229H233ZM38 234L40 235V231L38 230ZM249 233H250V235L251 236H253V234H255V233H253V231H248ZM9 233H10V235H15V232L13 231V229L11 230V231H9ZM143 234V233H142ZM39 235H37V236H39ZM35 238H33V242H35V241H37V239H36V235L34 236ZM144 237V236H143ZM210 237V236H209ZM214 237H216V236H214ZM122 238H123V236H122ZM210 239H212V238H210ZM213 240V239H212ZM215 241V240H214ZM165 242V241H164ZM99 243V242H98ZM217 243H219V242H217ZM232 243V242H231ZM16 244L17 243H15L14 245L16 246ZM108 244V247H110V245H109V243H107ZM118 244L121 246V250H119V252L117 253L119 256H120V258H121V263L122 264H124V263H127L128 261H130L129 260V258L131 259V263L132 262H134V261H137L135 264H145L146 262L144 261L143 262V260H142V257H141V260H140V258H139V256H136V257H134V255L136 254V253H133V255H132V257H129L128 256V254L124 257L122 254H125V249L122 247V244H123V240H121L119 243L118 242H115V244L113 245L114 246V248L115 247H117L118 246ZM220 244V243H219ZM230 243H228V245H229ZM93 246V244L91 243V244H89V246L92 248V246ZM228 245H226V246H223V250L225 251L227 248H228ZM231 245V244H230ZM98 245H96V247H97ZM232 246H233V243H232ZM17 248H19V246H16ZM96 247H94L93 246V249H95V250H97V248ZM148 247H150V246H148ZM248 248L250 249L251 247H246L243 243L241 244H236L235 246H233L231 249H229V251H227V252H230V254H228V255H224V253H223V258H225V260H227L228 261V263L229 264H231L230 262L231 261H229L228 260V258H227V256H229V257H231L234 261H236V260H238L239 261V259L240 258H242L244 261H249L250 259V257H251V253L253 252V251H250V250H248ZM36 249H39L37 246H36ZM67 249H69L68 247H67ZM92 249V251H93V255L94 256H96V257H99V255H98V253L95 251V250H93ZM233 250V251H232ZM251 250H252V248H251ZM243 251V253H241ZM15 252H18L17 251V249H16V251ZM138 252H143V250H142V248H140L139 249V251ZM18 254H20L21 255V257H22V259H23V262H27V263H31V262H28V261H26L25 259H27V257L28 256H26L25 254H24V251H21L20 253L18 252ZM116 254V253H115ZM116 254V256L117 257H119L118 255ZM232 254V255H231ZM235 256V257H234ZM42 258H43V256H41ZM253 258V257H252ZM65 260L67 259V257H65L64 258ZM182 259H185L184 261H187L188 260V257H186V258H182ZM231 259V260H232ZM241 259V260H242ZM232 260V261H233ZM43 263L42 264H46L45 263V261L43 260L42 261ZM120 263V264H121ZM130 263V264H131ZM227 263V262H226ZM169 264V263H168Z\"/></svg>",
  "mask_w": 264,
  "mask_h": 264
},
{
  "label": "trees",
  "instance_id": "16d2710c",
  "mask_svg": "<svg viewBox=\"0 0 264 264\" xmlns=\"http://www.w3.org/2000/svg\"><path fill=\"white\" fill-rule=\"evenodd\" d=\"M123 3H121L116 8L112 9L111 15L108 16V19L119 18L121 15V10L123 9ZM65 46V44H64ZM108 71L102 67H96L93 72L92 80L95 83L101 82L107 75ZM117 113L123 117H127V114H124L120 111ZM9 137H12L15 134V129L11 126L7 130ZM131 144H141L145 142V139L148 138L147 134H143L139 140L136 139L134 134H130ZM146 136V137H145ZM26 150V148L21 146H14L12 143L7 142L6 148L4 150L0 149V214L4 215L5 212L9 209H13L17 206H22L23 201L28 198L33 197L39 190L44 192H50L48 181L44 186H40L38 181L33 184L31 188H25L19 186L17 179L26 176L29 170L39 164V160L35 161L28 158L25 162L22 161L20 164H16L15 158L22 160L21 154ZM14 156V157H13ZM8 157V158H7ZM10 157V159H9ZM13 157V158H12ZM248 158V157H247ZM9 161H8V160ZM49 156L46 158L48 162ZM32 162H34L32 164ZM206 163V159L203 157H194L188 164L201 166ZM23 164V165H21ZM52 168L54 169V164L51 163ZM158 187V186H157ZM165 193V197L168 201L176 200L178 196V188L174 185L161 187ZM129 197V196H128ZM29 209V206H25L21 211L18 212L19 217H24L25 212ZM94 244L98 245L100 256L102 258L101 262H96L93 258L89 257L84 248L79 252L86 255L88 258V264H114L113 260H118L119 258L115 256L112 251H108L103 248L97 241H94ZM13 246V238L8 236L5 231L0 230V264H27L23 262V259L20 254L13 253L11 248Z\"/></svg>",
  "mask_w": 264,
  "mask_h": 264
},
{
  "label": "built area",
  "instance_id": "2783aa9c",
  "mask_svg": "<svg viewBox=\"0 0 264 264\" xmlns=\"http://www.w3.org/2000/svg\"><path fill=\"white\" fill-rule=\"evenodd\" d=\"M109 1L110 0H99V3L101 5V7H105L107 5L108 7L111 8V7H115L116 5H118L122 0H112L113 2H109ZM124 1H126L125 2V8L122 11L121 18L118 21L119 23H116V22L114 23L113 22V23H109L108 24L105 21H103L102 17L99 16L96 19H94L91 30H90V28L89 29H84V30L77 29V37L78 38L82 37L81 39H79V41H82V45L83 46H85V45L87 46V49H86L87 59H88L87 67H86V71L87 72H90L92 70V67H90V66H91V63H93V62L97 63V65L101 66L102 68L109 69L111 72H114L115 71L114 68L118 67L117 61L120 58V57H118L120 55H116V56H114L112 58L113 69H111V67H108L104 63V61L107 60V58H105L106 54L103 55L104 48L106 47V45H104V43H102V38H101V33L102 32L111 34V26L113 24H117V26H118L120 23L121 24L125 23V27H124L125 33L127 34L128 32H130L128 40H130L133 44H136V43H134L135 39L131 37L132 35L137 36V34L135 32L138 31V29L136 28V24L137 23H136L135 19H133V17L135 16L133 10L137 9V8L141 10V7L140 6H136L134 8V6H133L134 9L132 8V3H134V2H136L138 0H124ZM150 1H152L154 9H156V11H157V13L155 11H154V13H156L158 15V17H160V18H166L167 19L166 12H168V13L171 12V7L168 6V7H166V9H163V8L157 6L160 2H163L164 0H159V1L158 0H150ZM67 2L69 3V9H71V8H73L72 6L75 3H78V0H67ZM32 3L35 6V8H37L41 12H45V10L48 9L47 6L43 7L42 9L40 8L42 5H44V2L42 0L33 1ZM47 5H49V3H47ZM11 6H13V5H11ZM62 11L64 12V11H66V9L64 8ZM44 15L45 14L41 13L39 15V18L41 19L42 16H44ZM139 15H141L143 18H146V15H145L144 12L143 13L140 12ZM149 16H151V12H150ZM163 21H166V20H163ZM163 21H160V22H163ZM9 25H11L13 27L14 24L10 23ZM5 28H8L7 30L11 29L10 27H5ZM141 28L145 29L144 27H140V29ZM146 29H147V26H146ZM54 31H56V33H54L55 34L54 37H55L56 34H58L60 32V29L55 27ZM43 32H45V31H43ZM146 32H147V30H146ZM13 33H14V36H16L14 38L16 39V44L17 45L14 44L13 40L10 37L11 35H13ZM28 33H29V28L27 27L26 24H23L22 27H20V25L16 24L15 29H11V33H10V36H9L10 39L7 42H8V44L13 43V47H15V48L22 47L24 45V43H25L24 37ZM37 36H38V37H36L37 48L32 46V45H30V44H28V45L33 47L37 51V53H39L38 50H40V49L42 50L43 49V45H49V43H48V38L49 37H47L45 39L46 43H43V39L39 36V33H38ZM136 38H137L138 42L142 41V39L140 37H136ZM128 40H126V42H128ZM125 43H123V45H125ZM116 47L117 46H114L115 49H116ZM59 51H60L61 56H62V58L64 60H66V61L78 60L79 64H80V56L82 55V53L80 55V52H82V47L77 45V42H75L74 45H72V51L69 52L68 48H66L64 50L61 47H59ZM45 59H46V57L44 56V52L40 53L39 54V59H37L36 65L39 66L40 63H43V61H45ZM64 66H67V63ZM41 81H42L43 85H45V86L49 85L50 87H52V85H50L45 79L42 78ZM86 84H87L86 88H85L86 92H84L83 95H82V92H80L79 94H77V96H78V98L81 99V102L84 101V99H86V103H89V101H88L89 99L93 100V99H96V98H94L93 96L90 95V90H91L90 87L91 86L93 87V83L86 82ZM49 86H48V88H49ZM67 86H68V89H67L66 93H67V95H69V100H70V104H71V102L73 101L74 97L69 93L70 89H71V86L68 83H67ZM121 87H123V86H120L119 88H121ZM15 105H16V110L17 111H21L22 110L21 108L25 109L26 106H30L31 104H27V105L26 104H15ZM69 105H67V107H69ZM78 106L80 108V111H84L83 110L84 106H85L84 104L78 103ZM30 108H31V111H37L39 109V108H37V109L35 108L34 109V107L32 105L30 106ZM77 109H78V107H76V108L74 107L72 111H77ZM154 145L155 144H153V146H151V148L155 147ZM211 146L214 149V144L211 145Z\"/></svg>",
  "mask_w": 264,
  "mask_h": 264
},
{
  "label": "water",
  "instance_id": "95a60500",
  "mask_svg": "<svg viewBox=\"0 0 264 264\" xmlns=\"http://www.w3.org/2000/svg\"><path fill=\"white\" fill-rule=\"evenodd\" d=\"M135 10H137V9H135ZM135 18H136V23L137 22H139V24L142 22V16L141 15H138V16H135ZM136 28L138 29V31L141 33V38H143L145 35H146V31L145 30H143V29H140V27L136 24ZM74 28L72 27V30H73ZM186 55V54H185ZM184 55V58H186V56ZM50 87V86H49ZM11 251L12 252H14V251H16V246H13L12 247V249H11ZM18 252H20L21 250L20 249H18L17 250ZM190 264V263H189Z\"/></svg>",
  "mask_w": 264,
  "mask_h": 264
},
{
  "label": "crops",
  "instance_id": "0c3cea01",
  "mask_svg": "<svg viewBox=\"0 0 264 264\" xmlns=\"http://www.w3.org/2000/svg\"><path fill=\"white\" fill-rule=\"evenodd\" d=\"M192 115V114H191ZM190 119L192 120V117H190ZM245 130H246V126H245ZM241 163H244V162H242L241 161ZM211 164L213 165L212 167L214 168L217 164L216 163H212L211 162ZM245 165H249V164H247V163H244ZM216 177V176H215ZM193 178V177H192Z\"/></svg>",
  "mask_w": 264,
  "mask_h": 264
}]
</instances>
